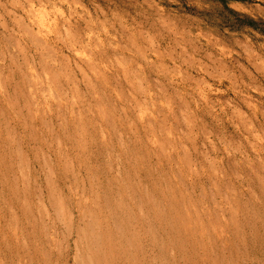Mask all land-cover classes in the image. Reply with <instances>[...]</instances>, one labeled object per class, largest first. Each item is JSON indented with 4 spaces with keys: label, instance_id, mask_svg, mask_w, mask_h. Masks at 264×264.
<instances>
[{
    "label": "rangeland",
    "instance_id": "rangeland-1",
    "mask_svg": "<svg viewBox=\"0 0 264 264\" xmlns=\"http://www.w3.org/2000/svg\"><path fill=\"white\" fill-rule=\"evenodd\" d=\"M76 256L264 264V0H0V264Z\"/></svg>",
    "mask_w": 264,
    "mask_h": 264
},
{
    "label": "bare ground",
    "instance_id": "bare-ground-1",
    "mask_svg": "<svg viewBox=\"0 0 264 264\" xmlns=\"http://www.w3.org/2000/svg\"><path fill=\"white\" fill-rule=\"evenodd\" d=\"M113 210V209H112ZM112 212V211H111ZM114 212V211H113ZM112 214V213H111ZM115 215V214H114ZM113 216V215H112ZM116 218V216L115 217H113V220H114V222L116 223V227H117V229H118V232L119 233H121V234H125L124 233V230H123V227H121L120 226V222L118 223V221H117V219H115ZM82 225H80V227H81ZM80 229V228H79ZM81 231H82V229H80ZM122 230H123V233H122ZM83 231H84V229H83ZM83 231H82V233H83ZM79 240H80V235H79ZM80 242V241H79ZM75 243H78V239H77V242H75ZM74 243V244H75ZM129 243V242H128ZM75 245H77L78 246V244H75ZM132 245V244H131ZM76 247V246H75ZM131 247V246H130ZM77 248V247H76ZM79 248V247H78ZM78 250V249H77ZM77 254V253H76ZM77 257H79V256H76V258L74 257V259L76 260V262H75V264H79V261H78V259H77ZM77 261H78V263H77Z\"/></svg>",
    "mask_w": 264,
    "mask_h": 264
}]
</instances>
